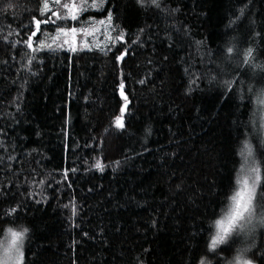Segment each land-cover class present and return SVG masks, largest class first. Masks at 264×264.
Listing matches in <instances>:
<instances>
[{
    "label": "trees",
    "instance_id": "16d2710c",
    "mask_svg": "<svg viewBox=\"0 0 264 264\" xmlns=\"http://www.w3.org/2000/svg\"><path fill=\"white\" fill-rule=\"evenodd\" d=\"M94 1L0 0V240L27 227L22 264H226L208 245L248 146L264 264V0ZM104 18L103 44L58 34Z\"/></svg>",
    "mask_w": 264,
    "mask_h": 264
},
{
    "label": "rangeland",
    "instance_id": "374dc122",
    "mask_svg": "<svg viewBox=\"0 0 264 264\" xmlns=\"http://www.w3.org/2000/svg\"><path fill=\"white\" fill-rule=\"evenodd\" d=\"M46 1L48 5L47 9L49 10L48 16H50V14L53 15V13L58 15V11L56 10V8L61 9L62 7L56 5L54 3V0H46ZM81 1L82 0H70V3L75 2L77 4V12L80 9L79 4ZM92 4L99 5L100 2L94 1ZM98 7L99 6H95L93 7V9H96ZM64 14L71 17L68 11L64 12ZM93 21H95V23H93ZM101 21H103L104 23L103 24L99 23ZM87 23L88 25H84L82 29L78 27L70 28V29L60 28L58 29V34L60 36H63L64 42L71 43V45H75L78 42V44L81 43L83 46L84 45L91 46V45H98V44H103L107 42L109 34H110V30H111L110 28L111 24L108 22V20H106V18L97 19V20L91 19ZM61 29H63V32H61ZM73 29H75V32L72 31ZM261 94H264V93H260L255 100L254 122H255L256 131H259L264 125V95H261ZM253 129L254 128L252 127V132H253ZM252 167H256V163L254 161L251 149L248 146H245L244 150L242 151V165H241L238 179H240L241 181L244 179L249 180L248 188L250 191L249 193H246V198H247V195L249 194L251 195V198H252V194H253V191H251L252 189L251 180L254 179L255 174L251 173L250 171ZM242 187H243L242 184L237 183V187L235 191L233 192L232 196H234L235 193L238 190H240ZM234 205H235V201L230 200L228 207L221 214V216L218 217V219L224 218L226 214L228 213L229 209L234 207ZM262 212H263V209L261 206L259 205L256 206L254 204L253 205L251 204L250 212L246 213L245 217L237 223L232 234L228 236L227 242H229L231 245V248L228 254L229 256L232 254L233 255L230 257L228 256L229 258L231 257L232 258L229 261H227L226 264H229V262L232 261L234 255L237 252H241L244 254L249 249V247L251 246L250 242L254 234L256 233V230L261 225ZM215 232H216V227L214 225L212 236L215 234ZM8 240H10V236L6 237V235L4 234L0 240V245L6 244ZM24 242H25V235H24L23 243ZM23 243L22 245H20V250L22 253H23ZM221 244H219L218 246H220ZM4 260H5V256L3 253V247L0 246V264H4ZM22 263H23V258L20 261V264ZM7 264H15V261L11 259L7 260Z\"/></svg>",
    "mask_w": 264,
    "mask_h": 264
},
{
    "label": "snow or ice",
    "instance_id": "6c2138e0",
    "mask_svg": "<svg viewBox=\"0 0 264 264\" xmlns=\"http://www.w3.org/2000/svg\"><path fill=\"white\" fill-rule=\"evenodd\" d=\"M54 3L62 8L67 9L69 15L71 16V19L73 20L78 19L77 4L75 2L62 3V0H54ZM151 5L159 8L160 0H151ZM95 6H100V5H95V4L90 5L87 3V0H82V3L80 5L81 8L95 7ZM47 7L48 5L47 3H45L42 11H46ZM243 12H244V9H241V13ZM53 15H56V14L53 13ZM61 18L66 19L67 17H61ZM108 20L109 21L111 20V14H109ZM34 22L37 26V29H39L42 23L47 24L52 21H51V17H49V19L44 20V21L36 20L34 18ZM93 23H95V21H93ZM99 23L103 24L104 22L101 21ZM72 31L75 32V29H73ZM61 32H63V29H61ZM35 35H36V32H33L32 35L28 37V41H26L27 46L30 48L32 47V44H31L32 37ZM233 51L234 50L232 47L227 48V52L232 53ZM252 52H253L252 49H248L246 51L245 53L246 62L248 58L251 57ZM125 54L126 52L122 53L121 56L117 57V60L123 59V56ZM141 83H143V81ZM226 83H228L229 86L231 85V82H226ZM120 87L122 90L121 95H123V88H124L123 83H121ZM261 95H264V94H261ZM125 101H127V97H125ZM124 111H125V108H121V116H117L115 118V123L117 127L122 128L124 126L122 122V114ZM95 167L102 169L103 166L100 164L99 161H97ZM250 171L251 173L255 174L254 179L251 180V184H252L251 191H254L255 184L259 182L261 179V176L259 174L260 169L256 167H252ZM237 183L242 184L243 187L240 190H238L234 196L229 198L230 200L235 201L234 207L229 209L228 213L226 214L224 218L217 219L214 221L216 232L211 237L210 243L208 245L210 251L215 250L219 244L224 243L226 241V238L230 236L232 232L234 231L237 223L240 220H242L245 217V214L249 213L251 210V195L250 194L247 195V198H246V193H249L250 191L248 188L249 180L244 179L241 181L240 179H238ZM262 222H264V220H262ZM27 232H28V229L26 228H23L21 230H15L13 228H8L6 230L5 235L6 237L10 236V240H8L7 243L4 245H0L3 247V253L5 256L4 264H7V260H10V259L14 260L15 264H20V261L23 258V253L20 250V245H22L24 235ZM200 264H205V260L203 258L201 259ZM229 264H232V262L230 261Z\"/></svg>",
    "mask_w": 264,
    "mask_h": 264
},
{
    "label": "clouds",
    "instance_id": "9594fccd",
    "mask_svg": "<svg viewBox=\"0 0 264 264\" xmlns=\"http://www.w3.org/2000/svg\"><path fill=\"white\" fill-rule=\"evenodd\" d=\"M24 228L27 229V227ZM231 262L232 264H253V261L241 252H237Z\"/></svg>",
    "mask_w": 264,
    "mask_h": 264
}]
</instances>
